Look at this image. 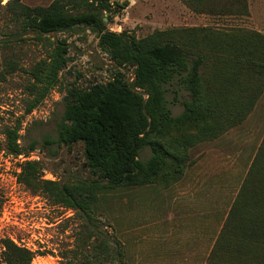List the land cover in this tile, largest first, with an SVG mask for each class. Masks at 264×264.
I'll return each instance as SVG.
<instances>
[{
  "label": "rangeland",
  "instance_id": "1",
  "mask_svg": "<svg viewBox=\"0 0 264 264\" xmlns=\"http://www.w3.org/2000/svg\"><path fill=\"white\" fill-rule=\"evenodd\" d=\"M8 1L0 0V29L6 34L0 35V40L13 39L0 42V264L5 260L4 244L8 239L34 251L31 264H65L73 256L81 264L85 260L83 250L88 246L84 241L88 232L86 218L57 200L52 188L26 184L21 173L26 161L39 160L43 167L39 172L28 169L41 174L39 179L70 185L98 179L88 164L83 142L69 146L58 141L48 144L46 139L58 140V122L64 113L68 87L86 84L78 73L105 83L115 66L111 54L98 44L94 28L54 31L50 33L51 40L33 38L32 32H20L22 16L7 7ZM22 1L48 5L53 0ZM126 1L128 6L113 14L111 20L109 11H105L106 28L127 31L138 39L188 27H238L264 34V0H248L246 14L226 15L201 12L192 0ZM86 9L83 5L70 8L73 13ZM62 37L71 43L67 54L71 60L60 73L59 84L27 112L34 96L29 89V69L50 53L53 39ZM118 69L126 79L134 78V66ZM177 87L173 84L167 91L174 115L184 111L188 96L182 90L175 98ZM15 126L20 127V143L26 151L20 155L9 153L6 147L5 131ZM174 137L176 141L185 138V143L180 149L182 158L173 169L172 164L168 166L169 173H162L152 182L102 185L88 192L95 221L92 227L119 246L123 264H223L227 258L224 254L231 252L218 247L217 241L238 196H245L247 207L254 205L251 198H258L260 205L264 202V176L260 175L264 169L252 171L264 139V86L243 122L217 136L199 138L197 129L183 128L165 139L170 142ZM34 141L38 144L29 151ZM150 155V147L141 150L142 159ZM104 182L101 178L100 183Z\"/></svg>",
  "mask_w": 264,
  "mask_h": 264
},
{
  "label": "trees",
  "instance_id": "2",
  "mask_svg": "<svg viewBox=\"0 0 264 264\" xmlns=\"http://www.w3.org/2000/svg\"><path fill=\"white\" fill-rule=\"evenodd\" d=\"M192 3L201 12L217 15L246 14L248 10V0H192ZM128 4L126 0H53L48 5H29L22 0L7 3V7L22 16V33L32 32L33 38L51 40V32L90 26L97 31L98 44L111 51L115 66L112 77L88 88L68 87L64 113L58 122V140L46 139L48 144L83 142L86 159L98 179L71 185L39 179L41 174L28 170H41L39 160L26 161L21 173L26 184L52 188L57 200L86 218L88 232L84 241L88 246L83 250L85 260L81 264L114 261L123 264L119 246L92 227L95 224L90 206L92 196L88 195L92 188L154 181L171 170L170 164L172 169L177 166L182 158L180 149L185 138L176 141L174 137L168 142L166 136L183 128L197 129L199 138L217 136L247 118L264 86V34L260 31L188 27L138 39L127 31L107 29L105 11H109L111 20L113 14ZM79 5L88 9L76 13L70 10ZM0 35L6 34L0 29ZM10 40L13 39L0 42ZM52 43L50 53L29 69V89L34 96L27 112L59 84L60 73L69 59L71 43L67 37L53 39ZM210 62L211 69L205 73ZM126 65L134 66L132 80L118 69ZM173 84L178 85L174 89L175 98L182 90L188 93L185 109L177 115L173 114L167 97ZM5 133L9 153H26L20 143L19 126L8 127ZM37 144L32 142L29 151ZM145 147L151 148V155L142 159L140 153ZM261 150L253 162V172L264 169V139ZM99 178L105 182L101 184ZM245 199L242 194L238 196L217 241L218 247L231 252L224 254L227 258L222 260L223 264H264V202L260 205L258 198H251L254 205L247 207ZM4 245L5 260L1 264L32 263L35 254L30 248L11 239ZM75 257L65 264H79Z\"/></svg>",
  "mask_w": 264,
  "mask_h": 264
},
{
  "label": "flooded vegetation",
  "instance_id": "3",
  "mask_svg": "<svg viewBox=\"0 0 264 264\" xmlns=\"http://www.w3.org/2000/svg\"><path fill=\"white\" fill-rule=\"evenodd\" d=\"M103 49V48H102ZM111 59V58H110ZM78 76H80V78H83L84 80H85V85H77V87L79 88V87H86V88H88L90 85H92V84H96V83H100V82H98V79H95V80H90L88 77H83V75H82V73H78ZM82 80V79H81ZM74 144H76V143H74ZM71 145V144H70ZM69 145V146H70ZM73 145V144H72ZM79 157L78 156H76V160L78 159ZM89 164V163H88ZM74 166L76 165V164H73Z\"/></svg>",
  "mask_w": 264,
  "mask_h": 264
},
{
  "label": "water",
  "instance_id": "4",
  "mask_svg": "<svg viewBox=\"0 0 264 264\" xmlns=\"http://www.w3.org/2000/svg\"><path fill=\"white\" fill-rule=\"evenodd\" d=\"M111 54V51H108ZM69 60H71V57H69Z\"/></svg>",
  "mask_w": 264,
  "mask_h": 264
},
{
  "label": "crops",
  "instance_id": "5",
  "mask_svg": "<svg viewBox=\"0 0 264 264\" xmlns=\"http://www.w3.org/2000/svg\"><path fill=\"white\" fill-rule=\"evenodd\" d=\"M212 264H214V263H212Z\"/></svg>",
  "mask_w": 264,
  "mask_h": 264
}]
</instances>
